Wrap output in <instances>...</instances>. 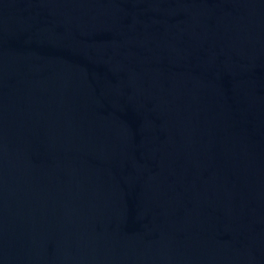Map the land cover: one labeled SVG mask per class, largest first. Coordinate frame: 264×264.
Listing matches in <instances>:
<instances>
[{
	"label": "water",
	"instance_id": "95a60500",
	"mask_svg": "<svg viewBox=\"0 0 264 264\" xmlns=\"http://www.w3.org/2000/svg\"><path fill=\"white\" fill-rule=\"evenodd\" d=\"M0 264H264V0H0Z\"/></svg>",
	"mask_w": 264,
	"mask_h": 264
}]
</instances>
